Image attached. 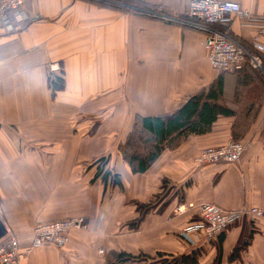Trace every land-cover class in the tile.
<instances>
[{
  "label": "crops",
  "instance_id": "1",
  "mask_svg": "<svg viewBox=\"0 0 264 264\" xmlns=\"http://www.w3.org/2000/svg\"><path fill=\"white\" fill-rule=\"evenodd\" d=\"M113 1L177 19L105 0H31L24 8L39 19L13 34L0 30V246L14 234L24 248L37 223L84 216L88 229H72L64 247L35 248L25 264H117L120 252L160 264L193 250L196 264H264V219L243 217L213 242L192 247L179 231L196 209L173 213L179 203L264 208V127L247 133L238 121L246 116L240 111H264L262 76L249 66L236 72L210 66L205 32L179 21L189 0ZM232 1L264 13V0ZM229 31L251 47L255 26L235 18ZM50 62H58L55 74L64 80L54 96ZM211 86L231 114H218L207 132L163 151L143 173H131L115 155L137 117L170 113ZM250 88L256 92L244 100ZM244 101L249 106L238 108ZM234 138L246 145L238 162L197 165L201 149ZM105 152L120 187L87 169ZM135 201L157 206L135 222Z\"/></svg>",
  "mask_w": 264,
  "mask_h": 264
},
{
  "label": "built area",
  "instance_id": "2",
  "mask_svg": "<svg viewBox=\"0 0 264 264\" xmlns=\"http://www.w3.org/2000/svg\"><path fill=\"white\" fill-rule=\"evenodd\" d=\"M31 0H0V30L13 34L39 19L37 12H28L24 6ZM119 5L133 13H143L160 17L164 20H176L174 16L155 11L148 7L130 5L113 0H105ZM184 18L180 22L189 24L205 32L203 46L210 66L219 72H236L245 66L264 75V13L252 14L236 1L232 0H189ZM237 18L244 25L255 26L252 45L248 47L235 38L229 31L233 20ZM60 70L58 62L48 64V72L54 75ZM246 145L241 140L230 139L221 146H208L201 149L196 157L197 165L210 163L238 162ZM195 208L198 219L182 226L180 238L189 246L198 247L213 242L231 224L243 217L264 219V208L241 206L223 209L210 203H179L173 210L174 215H181ZM72 229H88L84 216H73L37 223L32 229V238L27 246L20 248L19 240L10 234L0 246V264H25L28 255L44 245L64 247L70 240Z\"/></svg>",
  "mask_w": 264,
  "mask_h": 264
},
{
  "label": "trees",
  "instance_id": "3",
  "mask_svg": "<svg viewBox=\"0 0 264 264\" xmlns=\"http://www.w3.org/2000/svg\"><path fill=\"white\" fill-rule=\"evenodd\" d=\"M262 57L264 60V55ZM48 82L53 96L57 91L64 88L61 73H56L53 76L48 74ZM216 99L217 87L214 89L211 86L207 93L202 91L189 97L170 113L137 117L125 140L117 146L121 158L128 164L131 173L147 171L163 151L176 148L187 136L207 132L218 114H231V111L219 105ZM97 161L100 164L104 163L105 158L101 157ZM109 176H111L114 185L121 186L119 174L111 170H106L101 177L105 184ZM164 203L166 202L160 204L157 209H162ZM135 206L139 211V216L135 219V222H137L144 211H149L157 205L153 201L147 203L135 201ZM198 217L190 218L186 223L195 221ZM196 253V250H193L190 254L175 257L173 261L162 260L160 264H196ZM136 257L132 254L120 252L117 255L116 262H128ZM215 261V264H218V260Z\"/></svg>",
  "mask_w": 264,
  "mask_h": 264
},
{
  "label": "rangeland",
  "instance_id": "4",
  "mask_svg": "<svg viewBox=\"0 0 264 264\" xmlns=\"http://www.w3.org/2000/svg\"><path fill=\"white\" fill-rule=\"evenodd\" d=\"M258 73L262 76L263 83H264V75H262L260 72H258ZM238 82L240 84L241 81L238 80ZM240 88L243 90V91H240V92H243L244 93L245 90H246V88H244L242 86H239L238 89H240ZM248 90H249V88H248ZM255 92H256V89L255 88H250V92L248 91V94H250V96L248 98H247L246 95L243 96L244 100L245 99H247V100L248 99H251V96L254 95ZM248 102L249 101L239 102L238 103V108H240V109L247 108L249 106V103ZM251 105H253L252 107L255 106L254 103L251 104ZM240 113L241 114H246V116L247 115H253V114L256 115L255 118H247L246 116L244 118H238V121H239L240 125L243 124L244 131H246L247 133L257 134L264 127V111H255V110L254 111H250L249 110V111H240L239 114ZM97 121L100 123L102 120H100V119L99 120H97V119L96 120L95 119L93 120V122H97ZM101 128H100V130H101ZM88 136H91V134L88 135ZM83 139L84 140H89V137H87V135H85V136H83ZM234 139H239V138H234ZM115 142H116V138H115ZM116 152H118V150H115V152H114L115 155H116ZM119 156H120V154H119ZM101 157H104L105 158V161H104V163L102 162L100 164V163H98L97 160L99 158H101ZM111 159H112L111 158V153L110 152H108V153L105 152L104 154H101V155L97 156L96 158H94V160H92V162L89 164L90 166L88 165L87 169H89V170L92 169L90 172H94V174L96 173V175L97 176H100V177H102L104 175V173H105L106 170H111L112 172H116L117 171L116 170L117 169V165L114 162L113 163V166H112L111 165ZM99 166H102V167L99 168ZM197 249H200V248H197ZM198 254L199 253H196L197 259H198ZM143 258H145V259H142L140 256H138V259L137 260L133 259V260H130V261L126 262V263H123V262H116V263L117 264H122V263L123 264H155L154 262H150L148 260L149 258L148 259L146 257H143ZM164 260H166V261L167 260L168 261H173L174 258H170V259L166 258ZM215 263H216V261H214V264Z\"/></svg>",
  "mask_w": 264,
  "mask_h": 264
}]
</instances>
